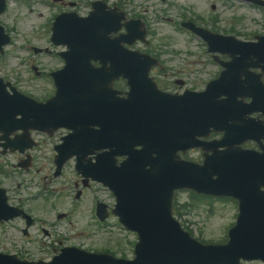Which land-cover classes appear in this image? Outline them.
Masks as SVG:
<instances>
[{
    "label": "rangeland",
    "instance_id": "obj_1",
    "mask_svg": "<svg viewBox=\"0 0 264 264\" xmlns=\"http://www.w3.org/2000/svg\"><path fill=\"white\" fill-rule=\"evenodd\" d=\"M136 2H137V5L142 3V6H148L144 4L143 0H136ZM175 2L176 3H170L169 5L170 14L173 15L175 18L179 17L178 15L179 10L176 9L175 5L181 6L185 4L187 6H195L204 12H206L208 9L207 5L204 4L203 0H176ZM236 13H237V16L245 17L246 15L248 17H252L251 23L245 21L244 25H243V22L237 24L240 30L247 31V32H252L254 30H257V27H258L256 26L257 22L254 23V21L259 20L260 18L259 14L255 15L252 12H249V10L247 9L238 10ZM229 18L230 17H228V20ZM6 21L8 25H11L10 20H6ZM38 23L39 22L35 20V21L30 22L28 27L20 26V28L22 29L25 35H22L21 30L18 28V33L16 35V43L14 46L22 47L25 39L33 44L45 45L46 42L43 37L35 36L31 32H29L30 27L33 25H37ZM151 29L154 32V35H157L158 38H161L167 44L169 52H172V50H175V52H179V51L182 52L181 56L183 57L184 60L183 61L181 59L179 60L176 57L175 61H172L171 64L177 67V71H179V72H176L178 77L183 78L184 80L190 81L193 77L192 72L195 69V66L192 64H189L188 59L186 58L185 52H193L194 48L197 45V41L194 38H192L189 34L182 33L180 30L177 29V26L175 27L174 25L169 24L167 21L159 20L158 22L157 20H155L153 22V25L151 26ZM26 52L27 51L25 50V53ZM166 58H167V55H166ZM20 59L21 57H19V59L8 57L5 63L3 64V67L7 66L10 69L11 67L15 66V64L20 63ZM21 73L24 75L26 74L23 71ZM171 76H172L171 78H175V79L177 78V76L174 77L175 74H171ZM169 80L171 81V79ZM33 89L34 88L32 87V90ZM42 156L43 158L48 157L47 155H42ZM214 208L216 210V213L213 216L206 215L203 210V207L198 210V220L204 223L203 225L206 226L205 232H206V236L209 238L210 237L217 238L219 236L220 234L219 229L227 221V218H225V216L227 214L232 213L231 207L228 205H222V203L220 204L214 203ZM88 219H89L88 215L82 218L78 217L79 224L75 223L77 224L76 227L79 228L81 224L85 225V222ZM63 229L66 231H69L68 229L64 227ZM110 237L111 236H108L104 233H97V234L95 233L94 235L90 236L91 240H86L88 238L86 234L84 242L86 243V246H99V247H102L103 245L104 246H114L113 242L115 240H118L119 237L117 235H115L116 239L110 238ZM91 242L95 243L96 245H93V243ZM122 252L129 256V251L127 248H123Z\"/></svg>",
    "mask_w": 264,
    "mask_h": 264
},
{
    "label": "water",
    "instance_id": "obj_2",
    "mask_svg": "<svg viewBox=\"0 0 264 264\" xmlns=\"http://www.w3.org/2000/svg\"><path fill=\"white\" fill-rule=\"evenodd\" d=\"M132 80H133L134 83L137 82V80H135V79H133V78H132ZM135 87H136L137 89H139V85H138L137 83L135 84ZM168 183H169V179L167 180V184H168ZM166 186L168 187V185H166Z\"/></svg>",
    "mask_w": 264,
    "mask_h": 264
}]
</instances>
